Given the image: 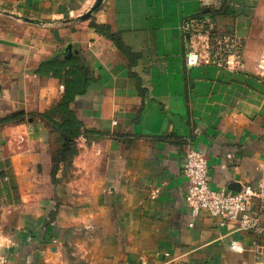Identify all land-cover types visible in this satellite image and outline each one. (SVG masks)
Listing matches in <instances>:
<instances>
[{"label": "crops", "instance_id": "obj_1", "mask_svg": "<svg viewBox=\"0 0 264 264\" xmlns=\"http://www.w3.org/2000/svg\"><path fill=\"white\" fill-rule=\"evenodd\" d=\"M96 1L0 0V119L23 113L0 123V264L251 261L250 231L192 213L182 168L192 145L214 189L264 179V0H102L83 18ZM188 24L238 33L245 71L188 66ZM71 57L88 140L45 116L66 89L48 61Z\"/></svg>", "mask_w": 264, "mask_h": 264}, {"label": "built area", "instance_id": "obj_2", "mask_svg": "<svg viewBox=\"0 0 264 264\" xmlns=\"http://www.w3.org/2000/svg\"><path fill=\"white\" fill-rule=\"evenodd\" d=\"M258 26L260 32H264V17ZM186 28L190 44L185 56L188 66L214 65L233 72L245 71V41L238 33L211 25L194 28L188 24ZM255 73L264 79V45L255 64ZM82 138L88 140L87 136ZM227 156L235 158L231 152ZM182 172L187 179L185 200L192 213L197 215L201 209H207L219 223L232 221L237 229L250 231L254 236L253 258L238 264H264V179L257 183L244 182L235 191L214 189L210 186L207 153L192 145L185 150ZM152 193L156 197L158 189ZM230 246L235 252L245 250L238 241H232Z\"/></svg>", "mask_w": 264, "mask_h": 264}, {"label": "trees", "instance_id": "obj_3", "mask_svg": "<svg viewBox=\"0 0 264 264\" xmlns=\"http://www.w3.org/2000/svg\"><path fill=\"white\" fill-rule=\"evenodd\" d=\"M203 13L196 15V18L201 19L203 15L208 14ZM94 25L97 29L104 30L102 25ZM48 62L50 63L49 66L53 67L54 73L64 78V86L66 89L62 100L57 103L54 108L47 111L45 116L50 122H53L55 129L63 130L69 137L75 139L83 134L82 136H87V138L90 139L93 131L89 129L82 130V122L76 118L70 109V103L74 100L75 96L84 92L90 82L89 68L85 66L82 59L78 57L67 59L54 58ZM21 115H23V113H15L11 116L1 118L0 123L20 117ZM15 188L16 186H14V189Z\"/></svg>", "mask_w": 264, "mask_h": 264}, {"label": "water", "instance_id": "obj_4", "mask_svg": "<svg viewBox=\"0 0 264 264\" xmlns=\"http://www.w3.org/2000/svg\"><path fill=\"white\" fill-rule=\"evenodd\" d=\"M101 3H102V0H97L96 3L91 7V9L87 13H85L82 17L86 18V17L91 16L92 13L100 7ZM25 19L35 22V20L30 19V18H25ZM72 48H73L72 44L67 45L65 52H64L66 56H69L72 53Z\"/></svg>", "mask_w": 264, "mask_h": 264}]
</instances>
